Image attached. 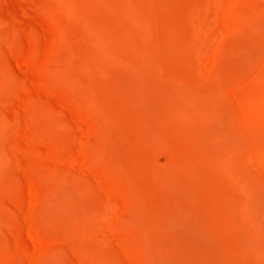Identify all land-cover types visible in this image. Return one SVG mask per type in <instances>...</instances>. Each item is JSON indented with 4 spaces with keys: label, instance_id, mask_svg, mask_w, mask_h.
Returning <instances> with one entry per match:
<instances>
[{
    "label": "rangeland",
    "instance_id": "1",
    "mask_svg": "<svg viewBox=\"0 0 264 264\" xmlns=\"http://www.w3.org/2000/svg\"><path fill=\"white\" fill-rule=\"evenodd\" d=\"M253 83L264 0H0V264H264Z\"/></svg>",
    "mask_w": 264,
    "mask_h": 264
},
{
    "label": "bare ground",
    "instance_id": "2",
    "mask_svg": "<svg viewBox=\"0 0 264 264\" xmlns=\"http://www.w3.org/2000/svg\"><path fill=\"white\" fill-rule=\"evenodd\" d=\"M67 2H70L71 0H66ZM232 0H229V2H231ZM230 8V7H229ZM229 8L226 9V13H228L229 16L230 15V10ZM216 23H213V25L215 27H219L221 29H226L228 31L231 30V27L229 25V21L224 20V19H216L215 20ZM216 34V33H214ZM217 35V34H216ZM212 41H215L214 38H212ZM82 55H84V53L82 52ZM44 57L46 59H48V55L46 53H44ZM208 57H198L197 61L200 63H203L204 61H208L210 63V65L213 64V57L210 59H207ZM16 66L18 67V69L26 76V79L28 81L29 84H33L35 85L36 81L35 78L31 75L27 65L21 61H16L15 62ZM199 76V75H198ZM200 77V76H199ZM255 88V83L245 86L244 87V91H245V95L243 96V101L246 104L245 106V111L247 112V114L252 117L254 120H261L264 122V102H260L256 99H253L250 95L249 92L251 90H253ZM13 115L18 114V110H11L10 111ZM31 119V117H29ZM186 151V150H185ZM251 154L254 156V158L256 159L257 162L264 164V153L258 149H251ZM70 166H74L73 161H70ZM96 176V175H95ZM28 193L31 195L32 194V190H29ZM31 236V245L33 246V249L35 251H37V249L40 246V241L37 240V238L34 235H30Z\"/></svg>",
    "mask_w": 264,
    "mask_h": 264
}]
</instances>
